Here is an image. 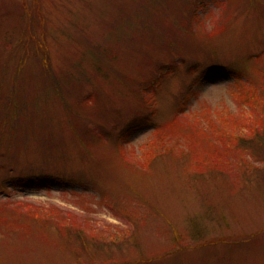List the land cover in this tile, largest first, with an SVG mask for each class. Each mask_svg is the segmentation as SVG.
<instances>
[{
	"label": "rangeland",
	"instance_id": "374dc122",
	"mask_svg": "<svg viewBox=\"0 0 264 264\" xmlns=\"http://www.w3.org/2000/svg\"><path fill=\"white\" fill-rule=\"evenodd\" d=\"M0 264H264V0H0Z\"/></svg>",
	"mask_w": 264,
	"mask_h": 264
},
{
	"label": "trees",
	"instance_id": "16d2710c",
	"mask_svg": "<svg viewBox=\"0 0 264 264\" xmlns=\"http://www.w3.org/2000/svg\"><path fill=\"white\" fill-rule=\"evenodd\" d=\"M28 34V33H27ZM32 37L33 36V34H31V33H29L28 34V37ZM46 59V58H45ZM17 91V90H16ZM177 120H173L169 125H164V127L162 126V127H160L158 130H156V131H154V133H158V134H161V133H164V130H167L169 127H171V126H173V125H176L177 124ZM154 147L155 146H153L151 149V152L153 151V149H154ZM1 205H3L2 203H1ZM2 223V222H1Z\"/></svg>",
	"mask_w": 264,
	"mask_h": 264
}]
</instances>
